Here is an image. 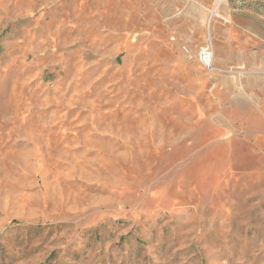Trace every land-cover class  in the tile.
I'll return each mask as SVG.
<instances>
[{"label": "rangeland", "instance_id": "1", "mask_svg": "<svg viewBox=\"0 0 264 264\" xmlns=\"http://www.w3.org/2000/svg\"><path fill=\"white\" fill-rule=\"evenodd\" d=\"M0 264H264V0H0Z\"/></svg>", "mask_w": 264, "mask_h": 264}, {"label": "built area", "instance_id": "2", "mask_svg": "<svg viewBox=\"0 0 264 264\" xmlns=\"http://www.w3.org/2000/svg\"><path fill=\"white\" fill-rule=\"evenodd\" d=\"M212 53L209 52L207 47H203L200 49L199 53H198V60L200 61V63L205 66V67H210V62H211V58H212Z\"/></svg>", "mask_w": 264, "mask_h": 264}, {"label": "bare ground", "instance_id": "3", "mask_svg": "<svg viewBox=\"0 0 264 264\" xmlns=\"http://www.w3.org/2000/svg\"><path fill=\"white\" fill-rule=\"evenodd\" d=\"M218 1H219V0H218ZM206 47L208 48L209 52H211V51H210V48H209L208 46H206ZM211 55H212V54H211ZM211 60H212V59H211Z\"/></svg>", "mask_w": 264, "mask_h": 264}]
</instances>
